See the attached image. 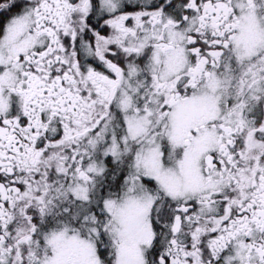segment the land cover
I'll return each instance as SVG.
<instances>
[{
    "label": "snow or ice",
    "instance_id": "obj_1",
    "mask_svg": "<svg viewBox=\"0 0 264 264\" xmlns=\"http://www.w3.org/2000/svg\"><path fill=\"white\" fill-rule=\"evenodd\" d=\"M0 264H264V0H0Z\"/></svg>",
    "mask_w": 264,
    "mask_h": 264
}]
</instances>
